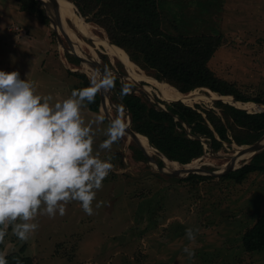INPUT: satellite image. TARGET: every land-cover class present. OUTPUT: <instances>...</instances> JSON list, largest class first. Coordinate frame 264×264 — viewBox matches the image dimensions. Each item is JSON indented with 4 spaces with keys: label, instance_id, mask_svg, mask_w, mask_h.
Here are the masks:
<instances>
[{
    "label": "rangeland",
    "instance_id": "1",
    "mask_svg": "<svg viewBox=\"0 0 264 264\" xmlns=\"http://www.w3.org/2000/svg\"><path fill=\"white\" fill-rule=\"evenodd\" d=\"M162 1L194 16L187 21L192 24V28L187 25L189 33L216 32L223 36L209 62L218 78L249 96L264 97V0H210L211 5L204 2L205 11L199 5L203 0ZM66 23L71 26L68 20ZM88 24L92 35L105 38L102 29ZM51 27L50 20L44 24L20 11L15 0H0V71L18 72L21 80L34 85L37 94L52 95L54 103L76 90L77 79L69 72L84 73L82 62L70 61L69 43ZM77 34L88 53L94 51L103 66L119 73L118 58H109L112 67L106 66L99 56V52L106 54L104 47L91 39L89 44L88 37ZM125 76L122 87L127 86L128 91L156 108L155 97L161 95L158 90L139 83L134 74ZM208 95H202L205 102L197 103L201 109L213 108L212 98L217 94ZM108 110L113 118L118 114L110 106ZM100 114L89 111L85 101L82 117L86 122L95 121ZM124 116L127 120L125 112ZM108 127L106 119L93 124L94 153L99 152L102 159L112 155L114 165L96 193L93 214H85L78 201L69 202L63 216L58 212L54 218L38 214L32 221L38 228L25 241L9 225L0 242V253L8 255L24 246L32 264H264V250L248 253L241 241L244 232L264 213L262 174H250L241 184L221 177L197 182L160 174L146 158L135 159L137 145L126 136L110 151L100 149ZM230 145L210 153L228 155L234 148ZM223 161L205 155L196 163L210 171L221 168ZM98 202L103 203L96 208ZM187 228L198 230L194 243L185 236ZM186 246L194 251L191 259L183 251Z\"/></svg>",
    "mask_w": 264,
    "mask_h": 264
},
{
    "label": "trees",
    "instance_id": "2",
    "mask_svg": "<svg viewBox=\"0 0 264 264\" xmlns=\"http://www.w3.org/2000/svg\"><path fill=\"white\" fill-rule=\"evenodd\" d=\"M15 1L20 11L48 24L49 18L39 0ZM67 1L74 5L76 14L85 23L102 29L114 48L162 86L173 87L182 94L200 90L201 93H197L199 96H207L208 93L201 90L207 88L218 96L227 97L224 99L228 101L233 99L245 103L243 105L258 104L264 107V97L258 94L249 96L235 84L215 75L209 62L224 38L216 32L192 33V30L189 33L187 25L192 28V24L187 21H192L194 16H188L183 9L176 10L174 5L162 0ZM204 2L208 4L210 0L199 2L205 11ZM86 41L91 44L89 38ZM99 56L106 66L112 67L106 54L99 52ZM69 58L73 64L80 63L74 56L69 55ZM117 62L118 72L124 75L129 73L131 77L124 64L119 59ZM69 73L77 79L76 90L89 86L90 80L84 72ZM123 89L116 77L111 100L118 108L129 112L132 131L146 137L150 146L180 165L189 164L206 152H218L224 144L250 145L264 135V112L246 109L242 104L231 105L213 98V108L201 109L197 103L191 107L190 104L161 99L159 96L155 97V108L136 93L127 92L121 97ZM99 105V93L94 103H87L88 110L93 113H99ZM134 153L137 161L145 160L137 146ZM156 162L163 165L159 159ZM253 173L264 176V150L253 156L247 164L221 178L241 184ZM209 178L190 174L182 180L194 179L198 182ZM241 241L248 253L264 250V213L244 232ZM24 252L23 246L18 252L5 255L8 264H16L17 259L22 264H32V259Z\"/></svg>",
    "mask_w": 264,
    "mask_h": 264
},
{
    "label": "clouds",
    "instance_id": "3",
    "mask_svg": "<svg viewBox=\"0 0 264 264\" xmlns=\"http://www.w3.org/2000/svg\"><path fill=\"white\" fill-rule=\"evenodd\" d=\"M115 79L110 70H93L88 87L52 103V95L37 94L34 85L21 80L18 72L0 71V242L9 225L21 241L27 240L38 228L32 222L38 214L63 216L71 201L80 202L85 214H93L96 193L114 165L112 155L102 159L93 151V124L102 123L104 115L86 122L82 108L85 101L94 103L98 93L112 90ZM127 90L126 86L121 97ZM128 126L121 109L110 121L100 149L110 151ZM196 231L185 229L190 242H195ZM183 251L189 259L194 256L190 247ZM0 264H8L2 253ZM16 264L22 261L17 259Z\"/></svg>",
    "mask_w": 264,
    "mask_h": 264
},
{
    "label": "bare ground",
    "instance_id": "4",
    "mask_svg": "<svg viewBox=\"0 0 264 264\" xmlns=\"http://www.w3.org/2000/svg\"><path fill=\"white\" fill-rule=\"evenodd\" d=\"M41 3H42V5H43V7L45 9V12L48 14V16H50V25L52 26L51 28L62 35V33H61V31H60V29L58 27L56 15H55L54 11H52L50 3L48 2V0H41ZM58 11H59L61 19L64 21V23L68 20L71 23V25L73 26V28L75 29V31H74L75 33L70 32L68 30L66 32L67 35L70 37L69 39L72 41L73 44H75L74 52H73V50H71L72 53H75L76 55L81 56V57H84V53H86L90 57H92L94 60H98L97 59L98 57H97V55H96V53L94 51L91 50V52L88 53V51H86L84 49V47H83L84 43H83L82 39H80V36L77 34V33H79L80 35H82L84 37H88L93 42H96V43L99 42L102 45V47H104V51L109 56L110 60H114L115 58H118L124 64V66L129 70V72H131V74H134L135 76H137L140 81H143L144 83H147L148 85H152L154 88H156L158 90V92L161 94L160 95L161 99L179 100V101H181L183 103L190 104V105H194L195 103H200V102H203V101L205 102V97L197 95V92L199 90H194V91H191L190 93L188 92L189 93L188 95L183 96L182 94H180L173 87H170V86H167V85H163L162 86L160 83H157V82H155L154 80H152L150 78H146V76L143 74V72L140 71L136 65H134L129 60H127L126 57L123 56L118 49H116L113 46H111L104 39L101 40L99 38L94 37V35L91 34L92 26L87 24V23H85L83 20H81L74 13V8H72V6L69 5L68 3H66V2H64L62 0H59L58 1ZM81 69H82V71L84 73L87 74L88 77H90L91 72L93 70L98 69V68L96 66H94V65H89V64H86V63L82 62ZM213 94L214 93H211V95H213ZM214 98H217V95ZM103 99H104L103 100V104L108 108L109 104H108V100H107V97L105 95V92L103 94ZM225 100H227V99H225ZM228 102H230V101H228ZM104 105H101L99 107V109L101 111H102V109H104ZM245 106H249V108L254 109L255 112L256 111L259 112V111L264 110V107L258 106V105L257 106H255V105H243L244 108H245ZM105 114H106V112H105ZM107 115H108V117H111V119H114L110 113H107ZM125 136L128 138V140H131L130 143L134 142L133 141L134 138H132V136L127 131H126ZM134 137H135L136 141L145 149V151L147 152V154L151 158H154L153 155L156 156L153 153V151H151V149L149 147L150 144H149V142H148L146 137H144V136H142L140 134H137L135 132H134ZM235 145L236 144H234V148L231 151V153L226 155V156H230L232 154H235L239 150H242V149L246 148V146H247V145H241L242 146L241 147L239 145H236V146ZM229 146H232V145H229ZM252 156H253V153L245 154L243 157L239 158L235 162L234 168H236L237 166L242 164L244 161L247 162V161H249V159L251 160ZM158 159L161 160L162 163H164V168H165L166 171L183 170V171H179V172L184 174V175L186 173H188L190 169H196V168L199 167V165L196 163L197 159L192 161L191 163H189L187 166H183V165H180V164H177V163L169 162L165 158H160L159 157ZM198 159H200V158H198ZM227 161H228V158H224V161L220 165L221 168L216 169V170L223 169L226 166ZM150 165L152 166L153 170L156 169V166L154 165V163H152ZM177 166H179V167H177Z\"/></svg>",
    "mask_w": 264,
    "mask_h": 264
},
{
    "label": "water",
    "instance_id": "5",
    "mask_svg": "<svg viewBox=\"0 0 264 264\" xmlns=\"http://www.w3.org/2000/svg\"><path fill=\"white\" fill-rule=\"evenodd\" d=\"M40 2H41V0H39ZM58 1L59 0H48V2L50 3V6H51V8H52V11H54V13H55V15H56V19H57V23H58V27H59V29H60V31H61V33H62V36L64 37L63 39H65L68 43H69V46H70V48H71V50H73V52H74V46H75V44H73L72 43V41L69 39L70 37L67 35V30L68 31H70V32H73V33H75L74 31H75V29L73 28V26H70V25H68L66 22L64 23V21L61 19V16H60V14H59V11H58ZM62 1H64V2H66V3H68L69 5H71L72 6V8H74V5L71 3V2H69V1H67V0H62ZM42 4V3H41ZM42 7H43V5H42ZM43 9H44V7H43ZM44 12H45V9H44ZM74 13L76 14V12H75V9H74ZM45 14H46V16L49 18V20H50V16H48V14L45 12ZM77 15V14H76ZM78 16V15H77ZM79 17V16H78ZM81 20H83L84 21V19L83 18H81V17H79ZM85 22V21H84ZM55 31V30H54ZM95 37V36H94ZM97 37V36H96ZM98 38V37H97ZM100 39H102V38H100ZM105 41H107L109 44H110V42L108 41V39H106V38H103ZM111 46H113L112 44H110ZM72 53V52H71ZM72 55L74 56V57H76L77 59H79V61L80 62H84V63H86V64H89V65H94V66H96L97 68H98V70L101 72V73H103L104 71H105V69H107V70H110L115 76H117L119 79H120V83H121V85H123V83H124V78H127L124 74H121V73H114V69H110V68H106L105 66H103L98 60H94L92 57H90L88 54H86V53H84V57H81V56H78V55H76L75 53H72ZM130 61V60H129ZM125 67V66H124ZM139 69V68H138ZM140 70V69H139ZM141 71V70H140ZM128 73V72H127ZM144 74V73H143ZM145 75V74H144ZM128 76H129V73H128ZM146 76V78H150V79H152V80H154L155 82H157V83H160L159 81H157V80H155V79H153V78H151V77H148L147 75H145ZM141 88H143V87H141ZM140 90V89H139ZM202 91H206V92H208V94L209 93H213V92H211L209 89H207V88H203V89H201ZM128 93H133L134 91H127ZM179 92V91H178ZM180 93V92H179ZM103 94H104V92H101V93H99V95H100V105H104L103 104ZM180 94H182V93H180ZM189 94V93H188ZM188 94H182L183 96H186V95H188ZM105 95H106V97H107V100H108V104H109V106L111 107V108H114L116 111H119V110H121L120 108H118V107H116V106H114L113 105V103H112V101H111V99H110V97H111V95H112V93H111V90L109 91V92H106L105 93ZM224 98H227V97H222V96H218L217 95V98H215V99H213V100H220V101H223V102H225V103H229V104H231V105H235V104H245V103H240V102H236V101H234L233 99H231V101L230 102H228L227 100H225ZM176 101H179V100H176ZM181 102V101H180ZM183 103V102H182ZM255 104V103H254ZM255 105H258V104H255ZM260 106H262V105H260ZM244 109V108H243ZM246 110V109H245ZM99 112L101 113L102 112V114L104 115V117H105V119L107 120V123L108 124H110V121L112 120L111 119V117H108V115H107V113H109V110H108V108L104 105V109H102V111L99 109ZM105 112H106V114H105ZM125 113H126V116H127V121H128V123H129V126H128V128H127V132L132 136V138H134V142H135V144L138 146V148L141 150V152L143 153V155L145 156V158L147 159V161L150 163L151 161V163H154V165L156 166V169L155 170H153V171H155V172H157V173H160V174H164V175H167V176H171V177H175V178H185V177H187L188 175H190V174H203V175H205V176H209V177H221V176H224V175H226L227 173H229V172H231V171H234V170H236L237 168H234V164H235V162L239 159V158H241V157H243L245 154H248V153H253V156H255L256 154H258V153H260V152H262L263 150H264V135L263 136H261L257 141H255L254 143H252V144H250V145H247L246 146V148H244V149H242V150H239L237 153H235V154H232V155H230V156H223V155H220V154H214V153H210L211 151H209V152H206L205 154H204V156L205 155H207V156H209L210 158H228V161H227V164H226V166L223 168V169H221V170H213V171H208V170H205V169H201V168H196V169H190L189 170V172L188 173H186L185 175L184 174H182V173H180L179 171H183V170H175V171H166L165 170V168H164V163H163V166H160L155 160H154V158H151L148 154H147V152L145 151V149L136 141V139H135V137H134V131H132V129H131V124L130 123H132L131 122V116H130V114H129V112L128 111H124ZM257 112V111H256ZM259 112H264V110H262V111H259ZM236 146V145H235ZM149 147H150V149H151V151H153V153L159 158H165V159H167L161 152H159L157 149H155V148H153L152 146H150L149 145ZM242 147V146H241ZM252 156V157H253ZM251 157V158H252ZM169 162H173V163H176V162H174V161H171V160H169V159H167ZM249 161H250V159H249ZM249 161H247V162H249ZM247 162H244L242 165H244V164H246ZM188 164H186V165H183V166H187Z\"/></svg>",
    "mask_w": 264,
    "mask_h": 264
},
{
    "label": "flooded vegetation",
    "instance_id": "6",
    "mask_svg": "<svg viewBox=\"0 0 264 264\" xmlns=\"http://www.w3.org/2000/svg\"><path fill=\"white\" fill-rule=\"evenodd\" d=\"M89 78V77H88Z\"/></svg>",
    "mask_w": 264,
    "mask_h": 264
}]
</instances>
